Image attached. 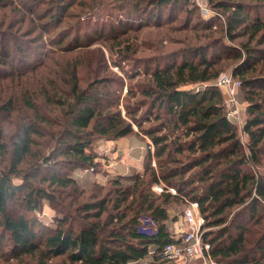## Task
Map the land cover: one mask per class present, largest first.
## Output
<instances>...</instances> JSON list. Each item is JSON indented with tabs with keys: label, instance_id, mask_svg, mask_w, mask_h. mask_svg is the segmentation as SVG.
Returning <instances> with one entry per match:
<instances>
[{
	"label": "trees",
	"instance_id": "obj_1",
	"mask_svg": "<svg viewBox=\"0 0 264 264\" xmlns=\"http://www.w3.org/2000/svg\"><path fill=\"white\" fill-rule=\"evenodd\" d=\"M61 1L57 6L60 14L70 0ZM115 1L125 15L136 17L152 9L148 17L157 20L163 7L169 13L177 6L190 12V5L200 15L190 0ZM210 3L215 12L227 11L224 27L216 30L218 36L171 53V58L180 57L179 61L169 58L162 66L157 62L145 68L147 81L128 86L127 96L135 98L123 105L127 118L119 108L110 110L119 106L120 92L112 88L119 81L103 77L79 84L78 70L89 69L81 58L62 57L57 68L44 77L39 91L34 90L36 94L29 90L20 93L28 112L21 115L23 121L11 137L9 165L0 170L1 255L11 253L17 259L37 253L39 264L60 255L67 264H139L149 254L157 258L167 243L178 240L169 222L197 202L204 218L201 238L209 244L208 254L215 264H264V172L258 170L264 159V75L244 76L254 70L258 60L264 63V46L251 44L255 41L264 45V0ZM213 16L218 20L216 14ZM201 20L208 23L203 17ZM122 24L113 34L92 30L90 35L118 37L125 29ZM224 36L246 40L238 44L241 49L232 48L221 42ZM0 38V65L12 69L16 61L30 57L18 40L3 42L1 31ZM220 45L235 51L230 56L232 65L241 78V87L246 89L248 104L240 130L247 135L245 143L236 123L227 116L217 87H187L219 75L217 65L222 55L215 47ZM4 74L0 80L11 78V70ZM137 74L130 73L128 78ZM4 98L0 112L12 107L11 96ZM42 101L58 107L57 111L69 119L48 118L41 110ZM53 122L59 129L48 134L52 145L49 147V142L45 147L50 150H33V145L41 146L34 136L45 135L47 129L42 125ZM133 123L150 140L142 173L134 174L129 184L120 178L109 179L102 186L111 185L113 191L109 188L99 198L93 191L87 192L80 201L86 188L73 172L97 166L92 150L95 137H126L136 131ZM6 148L0 140V152ZM27 157L32 163L25 170L19 169ZM261 166L264 170V162ZM37 176L40 185L31 180ZM154 184L162 191L155 192ZM44 200L58 212L52 228L35 216ZM173 204L179 209L170 216Z\"/></svg>",
	"mask_w": 264,
	"mask_h": 264
},
{
	"label": "rangeland",
	"instance_id": "obj_2",
	"mask_svg": "<svg viewBox=\"0 0 264 264\" xmlns=\"http://www.w3.org/2000/svg\"><path fill=\"white\" fill-rule=\"evenodd\" d=\"M208 1L210 3V0ZM61 3V0L0 1V31L3 32V38H5L3 42L6 41L11 44L15 40H18L23 48H27V54L30 55V57H25V60L21 62L16 61V59L15 66L12 69L6 65H0V77L5 76L4 71L11 70L12 73L10 79L0 80V84H2L0 86V102L6 101V98H4L5 95L11 96L10 100H12L11 110L0 112V140L7 147L4 151L0 152V170H6L9 165L11 137L17 130L18 125L23 121L21 115L28 112L23 107L20 93L23 94L26 90H29L32 95L36 94V91H39L38 87L43 82L44 77L50 70L57 68L62 57L70 56L72 59L81 58L89 65V69L86 71L78 70L77 77L80 85H84L85 82L92 79H102L103 77L119 81L120 84H112L115 92L116 90L120 92L119 106L112 107L110 110H117L119 108L121 114L127 118L123 105L125 102H132L134 100L133 98H135H129L127 96L128 86L147 81L148 78L145 75V68H152L157 62L162 66L170 60L177 59L179 61L180 57L171 58V53L189 44H202L212 36H218L216 35V30H222L227 14V11L218 9L215 12L209 7L211 11L209 16L203 17L191 5L189 6L191 8L190 12L185 11L184 7L177 6L176 9H172L169 13L163 7L161 9L162 16L156 20L153 17H148V12L152 9L145 10V12L140 13L137 17L125 15L118 6V1L115 0H70L66 2L67 5L64 12L60 14L57 6ZM209 6H211V3ZM215 14L218 20L213 16ZM202 17L208 20V23L201 20ZM118 22H122L125 28L122 32H119L122 33L120 36H110L112 39L110 37H102L103 35L94 38L91 37L92 30L100 34H113L115 30H120L117 29L119 27ZM186 24H188V27H186ZM57 38H59V41L54 42L55 44L50 41L51 39ZM221 40L223 44L232 48L235 46L239 48L238 44L244 42L246 37L229 40L224 36ZM0 42H2L1 38ZM78 42L79 45L76 46L75 44ZM251 44L257 48L264 46L257 45L255 41ZM215 50L222 55L220 63L217 65V68H220L218 74L231 73L236 80H240V76L236 73L232 65L233 60L230 58V56L235 54V51L229 47L225 49L221 45L215 47ZM226 57L228 58L225 59ZM163 58L166 60L165 62L161 61ZM113 60L116 61V64L113 63ZM151 61L152 63H150ZM135 72H138L136 77L129 79V74H135ZM253 75H264V63L262 60H258L254 70L251 69L244 76L249 77ZM216 77L208 82L213 84ZM187 87H190V85H187ZM62 88L66 89L67 86H62ZM246 94V89L240 86L235 98V107L241 114V119L244 118V120L245 110L248 104V101L245 99ZM41 110L47 114L48 118L55 119L56 121L69 119V116L57 111L58 107L46 105L43 101ZM230 119L237 123L233 117H230ZM55 123L42 125L45 126L47 131L43 136H34L35 140L41 146L33 145V150H50L49 147H51L52 142L48 134L51 131H57L59 129V126ZM236 125L239 134H241L240 130L242 126H239V124ZM143 126H147V124ZM133 127L136 131L131 135L122 137L123 139L121 141L135 140L140 143L138 150L143 153V168L144 156L150 140L140 131V128L135 123H133ZM240 137L244 143L245 140H248L246 134L242 133ZM109 141L111 140L103 136L95 137L92 150L96 154L94 161L97 163V166L88 169L86 176H93L88 175L89 173L104 174L105 169L102 166L103 161L101 159H104V162L110 160L109 153L112 151V147ZM49 142V147H45ZM123 146L125 148L129 147L126 143ZM122 155L117 156L116 160H119L117 168L126 170V167L120 165ZM32 161L31 158L27 157L23 163L19 164V169L25 170L30 166ZM263 162L264 159L261 165ZM152 163H154V160H152ZM261 165L258 167V170L264 172ZM74 174L75 172H73V176ZM133 176L134 174L132 173L130 177L114 175L113 178H120L123 183L129 184L133 182ZM31 180L36 184H41L38 176ZM77 180L81 186L86 188V192L84 191V194L79 196L80 201L87 197V192L93 191L96 198H99L107 192V189L114 190V187L111 185L102 186L108 180L105 183H96L90 181V178L81 181L78 177ZM42 184L47 185V183ZM99 187L105 188L100 189ZM171 206H173L171 208L172 210L179 209V205L173 204ZM234 208L238 209L239 207ZM12 212L16 214V211L13 209ZM57 214L58 212L46 200L42 202L40 209L35 212L36 218L48 225L49 228H52V224H54L52 223L54 221L53 219ZM30 215L32 214L30 213L28 216ZM250 225L252 227L253 223L250 222ZM216 227H212V229ZM63 257L64 255L58 257L52 256L46 264H67L66 260H63ZM197 259H199L198 264H209L210 260L214 261L209 254L204 259ZM40 260L37 253L23 254L17 259L11 253L6 256L0 254V264H39ZM158 264L171 263L168 261H160Z\"/></svg>",
	"mask_w": 264,
	"mask_h": 264
},
{
	"label": "built area",
	"instance_id": "obj_3",
	"mask_svg": "<svg viewBox=\"0 0 264 264\" xmlns=\"http://www.w3.org/2000/svg\"><path fill=\"white\" fill-rule=\"evenodd\" d=\"M193 2L200 11L203 17H208L210 14V8L208 0H190ZM194 84V85H193ZM191 89H202L208 85L217 87L222 93V103L226 109L227 116L233 117L236 120V124L243 125L244 119H241V114L235 107L236 94L241 86V81L236 80L231 73L219 74L215 82H196L189 84ZM154 164V163H153ZM152 189L159 193L162 191V187L158 184H154ZM171 192H174L171 189ZM185 218L188 222L186 230L178 237L176 242L167 243L162 250L157 254V259L160 261H168L171 264H188L194 259L205 258L208 255L209 244L202 241L201 238V226L204 223V218L198 211L197 202H192L185 209ZM209 264H215L210 260Z\"/></svg>",
	"mask_w": 264,
	"mask_h": 264
},
{
	"label": "crops",
	"instance_id": "obj_4",
	"mask_svg": "<svg viewBox=\"0 0 264 264\" xmlns=\"http://www.w3.org/2000/svg\"><path fill=\"white\" fill-rule=\"evenodd\" d=\"M121 139L123 138L109 141L110 146L112 147L111 149L112 151L109 153L110 160H106V162H104V159H101L103 161L102 166L105 169L103 175L98 173L96 174L89 173L88 175H93V176H86L87 170H77L75 171L74 178L78 179L79 177L81 181L83 179L86 180V178H90V181H94L96 183H105L109 179H114L113 178L114 175L130 177L132 173L133 174L142 173L143 153L142 151L138 150L140 147V143L136 142L135 140L121 141ZM125 143L129 145L128 148H125L123 146V144ZM107 147L109 146L107 145ZM124 151L126 152L123 153ZM119 152L121 153L119 154ZM119 155H122L120 159V165L126 167V170L122 168L119 169L117 168L119 160L116 159L117 156ZM174 214H176V212H174V210H171L169 215L173 216ZM187 226H188V222L186 221L185 215H178V217L174 221L169 222V228L171 232L174 234V236L177 238L182 234L184 230H186ZM198 260L199 259H194L188 264H198ZM159 262H160L159 259L153 258L151 254H149L147 257L141 259L139 261V264H158Z\"/></svg>",
	"mask_w": 264,
	"mask_h": 264
}]
</instances>
